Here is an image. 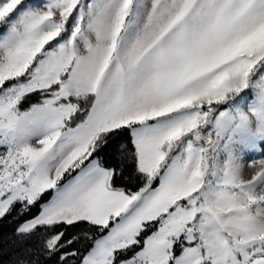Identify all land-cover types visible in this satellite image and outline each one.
I'll use <instances>...</instances> for the list:
<instances>
[{
	"label": "snow or ice",
	"instance_id": "obj_1",
	"mask_svg": "<svg viewBox=\"0 0 264 264\" xmlns=\"http://www.w3.org/2000/svg\"><path fill=\"white\" fill-rule=\"evenodd\" d=\"M0 264H264V0H0Z\"/></svg>",
	"mask_w": 264,
	"mask_h": 264
},
{
	"label": "trees",
	"instance_id": "obj_2",
	"mask_svg": "<svg viewBox=\"0 0 264 264\" xmlns=\"http://www.w3.org/2000/svg\"><path fill=\"white\" fill-rule=\"evenodd\" d=\"M12 220V217H9L8 220L0 222V233L8 234L11 232L12 228L15 227L14 223H9Z\"/></svg>",
	"mask_w": 264,
	"mask_h": 264
}]
</instances>
